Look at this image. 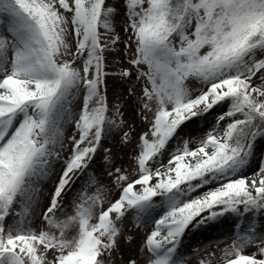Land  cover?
<instances>
[{
    "label": "snow or ice",
    "instance_id": "snow-or-ice-1",
    "mask_svg": "<svg viewBox=\"0 0 264 264\" xmlns=\"http://www.w3.org/2000/svg\"><path fill=\"white\" fill-rule=\"evenodd\" d=\"M0 264H264V0H0Z\"/></svg>",
    "mask_w": 264,
    "mask_h": 264
},
{
    "label": "rangeland",
    "instance_id": "rangeland-1",
    "mask_svg": "<svg viewBox=\"0 0 264 264\" xmlns=\"http://www.w3.org/2000/svg\"><path fill=\"white\" fill-rule=\"evenodd\" d=\"M138 242V241H137Z\"/></svg>",
    "mask_w": 264,
    "mask_h": 264
}]
</instances>
